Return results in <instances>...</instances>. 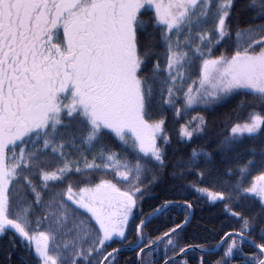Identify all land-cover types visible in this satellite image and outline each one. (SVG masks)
<instances>
[{"label": "snow or ice", "instance_id": "snow-or-ice-1", "mask_svg": "<svg viewBox=\"0 0 264 264\" xmlns=\"http://www.w3.org/2000/svg\"><path fill=\"white\" fill-rule=\"evenodd\" d=\"M0 264H264V0H0Z\"/></svg>", "mask_w": 264, "mask_h": 264}, {"label": "trees", "instance_id": "trees-1", "mask_svg": "<svg viewBox=\"0 0 264 264\" xmlns=\"http://www.w3.org/2000/svg\"><path fill=\"white\" fill-rule=\"evenodd\" d=\"M130 255V254H129Z\"/></svg>", "mask_w": 264, "mask_h": 264}]
</instances>
